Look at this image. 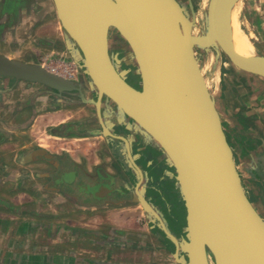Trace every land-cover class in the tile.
Listing matches in <instances>:
<instances>
[{
	"label": "water",
	"instance_id": "95a60500",
	"mask_svg": "<svg viewBox=\"0 0 264 264\" xmlns=\"http://www.w3.org/2000/svg\"><path fill=\"white\" fill-rule=\"evenodd\" d=\"M239 1L208 0L200 16L191 0L188 11L179 0H52L71 60L85 75L91 97H85L78 80L0 55V77L37 83L58 95L75 92L94 106L100 135L125 143L138 176L134 200L148 223L173 244L177 264H264V217L244 190L214 92L196 56L197 48L209 55L214 51L216 68L223 51L236 67L264 78V55L240 54L233 44L231 13ZM111 29L130 48L139 89L116 68L120 60L109 52ZM110 108L172 168L185 210L179 237L145 197L143 172L130 157L128 139L108 128L104 115ZM114 191L110 184H86L88 198Z\"/></svg>",
	"mask_w": 264,
	"mask_h": 264
},
{
	"label": "crops",
	"instance_id": "0c3cea01",
	"mask_svg": "<svg viewBox=\"0 0 264 264\" xmlns=\"http://www.w3.org/2000/svg\"><path fill=\"white\" fill-rule=\"evenodd\" d=\"M191 1L198 15L208 2ZM241 11L264 55V0H242ZM0 55L40 65L70 57L52 0H0ZM217 86L242 185L264 217V78L224 62ZM66 100L43 85L0 77V264H142L139 252H152L147 245L172 252L157 230L158 243L138 241L153 227L141 222L134 198L86 197L83 174L99 159L84 141L100 134L80 133L87 113L58 106ZM69 126L77 131H63ZM153 254L159 259L150 264H177L171 253Z\"/></svg>",
	"mask_w": 264,
	"mask_h": 264
},
{
	"label": "flooded vegetation",
	"instance_id": "af4514ba",
	"mask_svg": "<svg viewBox=\"0 0 264 264\" xmlns=\"http://www.w3.org/2000/svg\"><path fill=\"white\" fill-rule=\"evenodd\" d=\"M179 1L184 5L186 11H188V2H184L185 0ZM109 52L112 55L117 54L120 62L116 63V68L117 70L122 71L125 80L135 88L139 89L140 81L139 74L136 71V63L132 57L129 46L116 30H114V33H111L110 30L109 33ZM102 108L104 114H106L107 109L105 108V105ZM108 112H110L109 116L104 115V120L107 121L108 128L112 133L123 135L128 139L130 157L143 172L142 183L146 185L145 197L162 212L163 218L167 220L168 226L171 227L172 232L179 237L184 231V220H181V216L183 212L184 219L185 210L183 201L178 194L175 181L170 174L172 168L164 161V159H162V157H158V151L154 150L153 147L148 144H144L147 142L140 137L136 128L133 125H130L128 119H125V121H119L114 114L113 109L110 108ZM99 128L101 130L100 124ZM69 129V132L71 133L77 131L73 126H69ZM227 140L230 144L228 138ZM108 146L110 153L106 157L108 158L111 171L103 172V168L105 167L100 164L90 166L91 171L89 173L84 172L83 180L87 183L94 182L98 185L110 184V186L115 188V191L113 192L114 195L116 194L120 196L123 198L122 200L133 199L134 185L138 176L129 162L125 143L118 139H111L108 141ZM94 199L92 197L90 198V200ZM153 229L156 230L155 227H153ZM169 248L174 249L172 243L169 244Z\"/></svg>",
	"mask_w": 264,
	"mask_h": 264
},
{
	"label": "rangeland",
	"instance_id": "374dc122",
	"mask_svg": "<svg viewBox=\"0 0 264 264\" xmlns=\"http://www.w3.org/2000/svg\"><path fill=\"white\" fill-rule=\"evenodd\" d=\"M201 14H203V12L199 13L200 16H201ZM238 20L240 22L241 27L244 29L245 32L248 33L249 29L252 30V28L249 25L246 26L245 22H242L243 17H242L241 7L238 11ZM200 24H201V27L203 28V21L201 19H200ZM109 33H110V31H109ZM111 33H114L113 29H111ZM254 50H255V48H254ZM255 52H257V51L255 50ZM196 56L200 60L202 71L204 73V76L206 77L207 83L215 95V93L218 92L217 83H218L219 67H220V65H223L224 62H227V63H231V62H228V58L223 53V51H221V57H220L219 62L216 64V68L212 69V65L210 68V64L208 63V60H210L211 63H214V51H211L210 55H209L208 53H205L202 49L197 48L196 49ZM68 60H71V58L69 57ZM77 80L81 84V87H82V90L85 94V97H91L92 92L88 88L86 77L80 70H79V75H78ZM66 95H67V100L63 101V103H62L65 105H59L61 103H58V106H67L69 108H72L73 110H77L78 108H83L87 113V116L85 118H83L82 120H78V121L83 123V125H81L82 128H80V130H78V131L82 132V133L87 132L86 134H89V135L94 130L99 131L100 128H99V123H98V120L96 117V111H95L94 106L89 104V103L82 102L79 98V95L75 92L66 93ZM63 131L69 132L70 129H69V127L67 129L64 128ZM74 141H76V140H74ZM108 141H109L108 138H106L102 135H96V137H90L89 139H86L84 141L85 148L87 150H89L90 152H93L96 154L95 157H97L99 159V164L103 165V166H107V167L109 166V161L105 160V157L108 156L110 153ZM91 165H93V164H91ZM138 206H139V208L137 209V214H138V217H140L141 222L149 224L148 223V217L146 216V214L142 210L141 206L140 205H138ZM181 220L182 221L184 220L183 219V212H182ZM154 231H155L154 229L152 231L150 230L149 232H147V235L144 238L138 239V241H141L143 243L144 242L149 243L151 240L153 243H158L159 241L156 240L154 235H153ZM159 245L160 246H158L157 249H153L154 248L153 245L145 246L147 249H151L152 252H146V253L139 252L140 254L138 256L136 263H140V262L142 264L156 263L155 259H156V257H157V259H159V256H155V254H153L154 252L159 253V255H161V256H165L164 252H166V254L171 253L167 249L164 250V244H159ZM160 249H163V251ZM170 258H171V254H170Z\"/></svg>",
	"mask_w": 264,
	"mask_h": 264
},
{
	"label": "bare ground",
	"instance_id": "6f19581e",
	"mask_svg": "<svg viewBox=\"0 0 264 264\" xmlns=\"http://www.w3.org/2000/svg\"><path fill=\"white\" fill-rule=\"evenodd\" d=\"M241 3L242 0L236 3L231 13L232 40L235 50L237 52L245 55H250V54L253 55L256 53L253 45V39L255 35L250 29L248 33L245 32L238 20V11L242 5ZM208 63L210 64V68L212 65V69H215V67H213V63H211L210 60H208ZM209 264H213V263L210 262Z\"/></svg>",
	"mask_w": 264,
	"mask_h": 264
},
{
	"label": "built area",
	"instance_id": "2783aa9c",
	"mask_svg": "<svg viewBox=\"0 0 264 264\" xmlns=\"http://www.w3.org/2000/svg\"><path fill=\"white\" fill-rule=\"evenodd\" d=\"M42 66L50 72L66 79H78L79 68L72 60H68V58L62 56L48 57L42 62Z\"/></svg>",
	"mask_w": 264,
	"mask_h": 264
},
{
	"label": "trees",
	"instance_id": "16d2710c",
	"mask_svg": "<svg viewBox=\"0 0 264 264\" xmlns=\"http://www.w3.org/2000/svg\"><path fill=\"white\" fill-rule=\"evenodd\" d=\"M156 230H157V228H156Z\"/></svg>",
	"mask_w": 264,
	"mask_h": 264
}]
</instances>
